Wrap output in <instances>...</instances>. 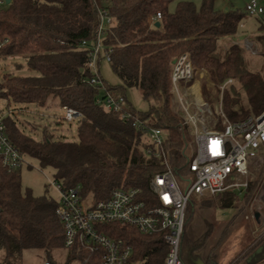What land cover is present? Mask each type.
<instances>
[{
    "label": "trees",
    "instance_id": "16d2710c",
    "mask_svg": "<svg viewBox=\"0 0 264 264\" xmlns=\"http://www.w3.org/2000/svg\"><path fill=\"white\" fill-rule=\"evenodd\" d=\"M174 1L0 0V40L10 37L0 48V59L22 56L27 67L36 72L6 76L0 85V99L7 100L8 106H70L83 114L75 141L54 137L47 130L41 139L34 138L19 128L14 112L5 117L10 140L42 167H52L56 181L64 187L81 186L82 194L95 200L108 198L116 187H141L149 196L150 179L165 169L157 149L133 125L134 118L126 120L120 112L97 102L103 85L126 98L132 116L165 130L164 148L176 178L186 179L191 174L194 136L182 112L172 107L173 63L183 53L190 56L195 69L207 70L213 83L229 78L236 81L223 95V107L231 119L264 110V68L252 70L245 48L238 43L226 48L220 44L222 38L237 34L247 15L245 9H217L215 0H202L199 7L192 1H179L172 10ZM101 9L112 18L102 35L104 46L112 50L110 61L102 56L98 61L102 84H93L88 80L92 73L87 50L81 44L96 40ZM158 12L162 15L160 26L153 22ZM257 16L259 30H264V11ZM257 38L264 42V34ZM104 61L111 65L119 84L112 85L103 77ZM131 88H138L145 100L155 103L146 110L138 109L127 96ZM203 95L212 102L206 84ZM237 105L239 110L234 109ZM258 166L255 178L248 179L242 192L228 188L214 196H200L198 204L188 201L180 245L183 264L199 260L220 264L217 250L223 238L209 245L216 231L214 223H204L195 236L189 231L190 221L206 208L250 209L264 181V152ZM21 169L8 172L0 168V264H23V252L28 249H43L47 261L59 264L52 256L54 250L64 248L63 226L56 213L58 200L24 189ZM105 226L131 243L138 259L149 264L165 261L168 246L162 234H146L116 223ZM73 259L69 250L65 264ZM262 262L264 232L229 264Z\"/></svg>",
    "mask_w": 264,
    "mask_h": 264
},
{
    "label": "built area",
    "instance_id": "2783aa9c",
    "mask_svg": "<svg viewBox=\"0 0 264 264\" xmlns=\"http://www.w3.org/2000/svg\"><path fill=\"white\" fill-rule=\"evenodd\" d=\"M263 11L264 6L259 0H251L245 6L249 16L260 15ZM100 17L96 40L92 43L85 40L81 44L87 50V66L92 73L88 80L93 84H102L98 61L101 56L110 61L112 50H107L102 40L108 28L107 23H112V18L105 9L100 10ZM161 17L158 12L153 22L159 21ZM9 41L10 37L4 36L0 40V48ZM245 45L252 54L257 53V47L252 41L247 39ZM195 70L190 56L183 53L175 59L171 73L175 101L197 144L190 163L191 174L185 179L189 182L185 190L181 188L169 165L164 148L165 130L132 116L123 95H114L106 86L101 87L97 102L107 110L120 112L126 120L134 118L133 125L157 149L165 169L150 179L149 196L141 187H116L108 198L95 200L82 196L81 186L66 188L60 182H52L60 194L56 213L63 226L64 248L73 251L74 260L78 264H149L137 258L131 243L114 235L112 228H106V224L112 223L135 227L146 234H162L168 246L162 264H183L180 245L191 195L214 196L228 188L242 192L248 187V179L232 182L228 178L232 173L247 178L249 159L264 152V110L258 115L233 120L219 106H215L214 110L201 97L197 98L192 107L182 85L194 79ZM233 81L232 78L224 81L221 86L223 90ZM62 109L63 119L67 122L83 119L82 112L73 107L63 106ZM8 114L0 110V168L11 172L22 168L26 154L10 140L6 132L5 117ZM213 115L223 118L208 125L206 117ZM45 264L52 262L46 261Z\"/></svg>",
    "mask_w": 264,
    "mask_h": 264
},
{
    "label": "rangeland",
    "instance_id": "374dc122",
    "mask_svg": "<svg viewBox=\"0 0 264 264\" xmlns=\"http://www.w3.org/2000/svg\"><path fill=\"white\" fill-rule=\"evenodd\" d=\"M179 1H192L198 7L202 3V0H175L171 4L172 10L175 9ZM250 1L251 0H215V7L223 10H226V8L244 10L246 4ZM259 1L264 4V0ZM259 25L258 16L246 15L237 34L226 36L220 40V44L224 48L234 42L243 46L246 51V58L250 64V68L254 71H262L264 68V42L257 38V36L264 34V30H259ZM247 39L252 41L257 47L256 54H252V52L245 47ZM18 63L21 64V66H18ZM195 71L196 74L194 79L190 82L183 83L182 85V90L187 96L188 103L192 106V104L197 101V98L201 97L204 101L208 102L214 110L216 109L215 106H219L220 109L224 110L223 95L226 89H229L231 86L228 85L223 90L221 87L223 83H213L209 78L207 70L196 69ZM35 73V71L30 70L27 67L26 59L22 56L0 59V85L4 82L6 76H24ZM101 73L110 84L117 85L120 83L119 78L113 73L109 62H103ZM235 82L236 81L234 80L232 84H235ZM203 84H206L207 93L212 99V102L204 97ZM127 96L135 107L140 110H146L149 108L150 103H155L153 100L151 102L145 100L138 88L129 89L127 91ZM48 107H38L33 104L20 107L13 103L8 106L7 100L0 99V110L4 113L10 114L14 112L13 117L17 120L19 128L26 134L41 139L43 130H47L52 133L54 137L62 138L67 141L77 140L78 121L67 122L63 119L64 110L61 107L52 105H49ZM172 107L175 111H180L174 96L172 99ZM234 109L239 110L240 106L237 105ZM222 118V116L218 115L209 116L208 118L206 117V123L210 125L217 119L221 121ZM191 147L194 152H196L197 144L195 139L192 140ZM260 154L257 157L249 159V173L247 178L232 173L230 174L228 181L233 182L236 180L245 181L249 178L254 179L259 169L258 161L260 159ZM21 177L23 188L32 190L36 196H49L55 200L59 199L60 194L52 185V182L56 181L55 171L52 167H42L36 158L26 156L25 164L21 169ZM177 181L183 190L186 189L189 183L185 179L177 178ZM82 196L84 195L82 194ZM87 196L89 199L91 198L90 194ZM240 198H243L242 194L240 195ZM190 199L197 204L201 201V197L195 193L191 195ZM257 211L261 212L259 221L255 217ZM209 220L212 221L216 227L215 234L213 238L210 239L209 245L211 246L215 244L221 236L223 239L217 250L218 257L220 264H229L252 245L253 242L258 240L264 232V181L262 182L250 209H244V211L240 212V210L235 207L222 208L217 206L211 209L206 208L203 211H197L190 221V233L196 236L201 226H203L204 223L207 224ZM224 234L225 236H223ZM52 256L59 264H65L67 262L68 250L65 248L56 249L52 252ZM47 260L48 255L43 249H28L23 252V264H45ZM68 264H78V262L73 259L68 262Z\"/></svg>",
    "mask_w": 264,
    "mask_h": 264
},
{
    "label": "water",
    "instance_id": "95a60500",
    "mask_svg": "<svg viewBox=\"0 0 264 264\" xmlns=\"http://www.w3.org/2000/svg\"><path fill=\"white\" fill-rule=\"evenodd\" d=\"M7 1H10V0H7ZM226 10H228V8H226ZM155 25L156 26H160V21H157L156 23H155ZM174 62H175V60H174ZM197 264H205L202 260H199V261H197ZM260 264H264V262H262V263H260Z\"/></svg>",
    "mask_w": 264,
    "mask_h": 264
},
{
    "label": "crops",
    "instance_id": "0c3cea01",
    "mask_svg": "<svg viewBox=\"0 0 264 264\" xmlns=\"http://www.w3.org/2000/svg\"><path fill=\"white\" fill-rule=\"evenodd\" d=\"M260 214H261V212L260 211H257L256 213H255V217H256V219L259 221L260 220ZM220 261V260H219Z\"/></svg>",
    "mask_w": 264,
    "mask_h": 264
},
{
    "label": "bare ground",
    "instance_id": "6f19581e",
    "mask_svg": "<svg viewBox=\"0 0 264 264\" xmlns=\"http://www.w3.org/2000/svg\"><path fill=\"white\" fill-rule=\"evenodd\" d=\"M199 89V88H198Z\"/></svg>",
    "mask_w": 264,
    "mask_h": 264
}]
</instances>
